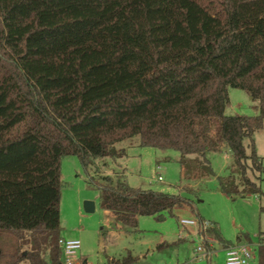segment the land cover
I'll return each mask as SVG.
<instances>
[{
    "label": "trees",
    "instance_id": "trees-1",
    "mask_svg": "<svg viewBox=\"0 0 264 264\" xmlns=\"http://www.w3.org/2000/svg\"><path fill=\"white\" fill-rule=\"evenodd\" d=\"M229 88L246 92L258 114L225 116ZM263 125L264 0H0V233L27 234L31 244L0 253V264H62L63 158L77 157L87 172L138 138L178 152L183 174L199 180L212 175L207 155L226 148L233 164L220 192L258 195L245 172L264 175L254 149ZM90 181L120 228L193 205L131 188L124 175ZM203 223L202 235L230 245Z\"/></svg>",
    "mask_w": 264,
    "mask_h": 264
},
{
    "label": "rangeland",
    "instance_id": "rangeland-1",
    "mask_svg": "<svg viewBox=\"0 0 264 264\" xmlns=\"http://www.w3.org/2000/svg\"><path fill=\"white\" fill-rule=\"evenodd\" d=\"M229 103L225 116H256L257 102L238 89H228ZM250 155L248 142H244ZM254 149L264 169V125L254 136ZM212 175L193 180L186 177L180 167V155L176 151H159L141 147L138 138L116 144L111 155L91 161L87 172L77 157H65L61 161L62 187L59 201L60 238L77 240L80 250L76 254L79 264H109L122 261L128 255L135 264H225L224 247L204 234L203 247L212 251L207 258H197L198 218L213 226L220 238L230 244H245L252 253L249 264H257V246L264 236V175L246 170V177L260 190L258 195L230 198L219 190V180L231 171L233 158L224 148L220 153L207 155ZM250 166V162H247ZM125 176L129 187L151 190L170 195L181 194L189 198L191 207L177 208L172 216L159 218L139 217L136 228L115 226L108 211L101 207L100 192L91 183H102L104 177ZM158 178H161L159 181ZM190 188L188 195L182 188ZM84 202H92L94 211L86 213ZM181 220H192L194 226L182 227ZM207 228H202L204 232ZM180 240V242H178ZM161 244L172 245L158 251ZM31 248L29 235L17 239L14 234L0 233V253L6 255L14 249L27 252Z\"/></svg>",
    "mask_w": 264,
    "mask_h": 264
},
{
    "label": "built area",
    "instance_id": "built-area-1",
    "mask_svg": "<svg viewBox=\"0 0 264 264\" xmlns=\"http://www.w3.org/2000/svg\"><path fill=\"white\" fill-rule=\"evenodd\" d=\"M160 181L161 178H158ZM180 225L182 227L194 226L195 223L192 220H181ZM210 228L209 225L204 224L202 228ZM204 239L202 234L198 237V246L195 249L197 258H207L212 253L211 250L203 247ZM62 255V264H79L76 259V254L80 250V242L77 240H63L58 242ZM225 264H249L252 259V253L249 247L245 244H230L224 248Z\"/></svg>",
    "mask_w": 264,
    "mask_h": 264
},
{
    "label": "water",
    "instance_id": "water-1",
    "mask_svg": "<svg viewBox=\"0 0 264 264\" xmlns=\"http://www.w3.org/2000/svg\"><path fill=\"white\" fill-rule=\"evenodd\" d=\"M83 208L86 213H92L94 211V204L92 202H84Z\"/></svg>",
    "mask_w": 264,
    "mask_h": 264
}]
</instances>
